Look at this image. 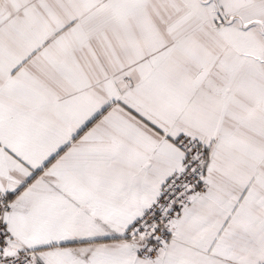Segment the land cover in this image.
I'll list each match as a JSON object with an SVG mask.
<instances>
[{
  "label": "snow or ice",
  "instance_id": "snow-or-ice-1",
  "mask_svg": "<svg viewBox=\"0 0 264 264\" xmlns=\"http://www.w3.org/2000/svg\"><path fill=\"white\" fill-rule=\"evenodd\" d=\"M0 264H264V0H0Z\"/></svg>",
  "mask_w": 264,
  "mask_h": 264
}]
</instances>
